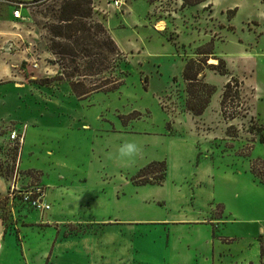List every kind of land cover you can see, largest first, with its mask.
I'll return each mask as SVG.
<instances>
[{
  "label": "rangeland",
  "instance_id": "rangeland-1",
  "mask_svg": "<svg viewBox=\"0 0 264 264\" xmlns=\"http://www.w3.org/2000/svg\"><path fill=\"white\" fill-rule=\"evenodd\" d=\"M62 1L29 3L20 18H13L10 2L0 1V28L6 37L0 52L12 58L16 77L0 83V170L9 181L7 194L12 184L20 189L29 187L47 172L45 177L61 187L65 199L62 213H73L75 220L66 217L63 236H81L78 242L74 237L69 243L71 249L83 251L91 245L93 256L106 257L104 261L95 259L94 264H137L135 260L168 264L167 237L171 239L172 233L203 236L212 225L186 224L168 231L161 225L165 221H158L161 223L133 227L138 229L137 235L130 236L131 232L124 230L130 228L122 225V220L212 217L218 202L223 206L222 216L228 212L246 214L253 195L246 192L249 176L243 165L262 133L258 127H264V54L259 53L264 44V0H213V11L182 5V0H124L119 9L105 5L104 0H91L88 21L101 23L120 52L109 70L102 60L100 70L81 80L85 85L104 77L119 81L83 98L72 93L59 61L49 50V26L57 20ZM199 51L211 52L207 60L222 59L242 83L232 99L235 117L224 120L219 109L218 113L215 110L223 76L204 67L203 73L209 76L203 80L214 85L215 91L203 120L196 118L198 124L207 122L206 128L198 125V136L193 137L194 121L185 109L182 70L190 58L205 57L196 55ZM207 60L209 64L210 58ZM64 64L70 65L67 57ZM172 122H176L173 133ZM25 129L29 143L24 161L40 166L43 172L17 168L22 144L9 141L8 134L11 130L24 134ZM210 131L218 140L211 146L212 177L204 178L196 155L210 146L211 142L199 138ZM38 138L41 143L32 145ZM126 142L134 143L137 150L130 157H121L118 150ZM222 146L225 149L221 151ZM263 154L264 144L257 142L251 156ZM152 161L165 163L161 184L149 183L158 182L155 177L160 171L139 177L141 168ZM239 170L244 173L235 175ZM249 171L262 181L264 158H253ZM144 180L149 182L142 183ZM45 189L50 204L46 212L18 200L9 201L6 195L0 202L6 226L32 225L23 218L31 214H42L43 219L53 205L47 184ZM94 214L106 218V228L88 222ZM222 231L231 234L240 229L235 231L227 224ZM132 245L137 252H131ZM74 259L64 258L66 262ZM78 259L80 264L86 260L89 264L85 257Z\"/></svg>",
  "mask_w": 264,
  "mask_h": 264
},
{
  "label": "crops",
  "instance_id": "crops-1",
  "mask_svg": "<svg viewBox=\"0 0 264 264\" xmlns=\"http://www.w3.org/2000/svg\"><path fill=\"white\" fill-rule=\"evenodd\" d=\"M197 8L203 9L204 7H209L212 11L213 9V0H205L204 2H200L195 4ZM238 9V6H237ZM264 15V12H263ZM163 27L158 28V30H162ZM5 33L0 28V46L5 42ZM1 48H4L1 46ZM0 83L9 80H15V74H13V66L11 64L12 58H10L6 53L0 52ZM259 53L264 54V44H262L259 49ZM199 55V54H196ZM194 58V57H193ZM214 58V57H208ZM218 62V59L215 58ZM207 60V61H208ZM209 63V61H208ZM216 64V63H212ZM227 65V64H226ZM215 72V71H214ZM212 74H216L211 72ZM233 75V71H229L228 75L223 76L222 86L219 90V95L217 96V104H216V112L219 109V100L220 94L223 88L224 83L228 80V77ZM208 73H204V77L207 78ZM235 76V75H233ZM211 84V83H210ZM208 106L204 109V111L199 116H193V124L191 126V130L194 133L193 137L198 136L196 133L198 129V125H202L206 128L207 122L197 123L196 118L199 121H202L204 118V114L208 111ZM189 113V111H187ZM218 113V112H217ZM190 114V113H189ZM217 116V115H216ZM212 122V121H211ZM210 122V123H211ZM176 122H172L170 125V131L172 133L176 131L174 128ZM28 129H25L22 139V146L20 150V156L18 160L17 168L19 170H27V169H36L42 171L40 166H36L34 164H30L27 161H24L23 152L25 150V146L29 143L28 138ZM172 133H168L171 135ZM199 138L203 140H207L208 149L203 151H199L196 155L197 166L198 169L203 167L200 170V173L206 177H212V157L213 150L212 145L213 142L217 141L218 135L210 131L205 134H200ZM211 138V139H209ZM41 138H38L32 145L36 146V142L41 143ZM196 142V141H195ZM205 142V143H206ZM258 140L253 142V146L251 147L249 154L250 156H245L247 158V163H243V169L248 174V182L249 185L246 192H248L252 198L251 201L248 202L246 206L247 212L246 214H236L235 212H228L225 216H222L223 206L220 202L216 204V213L214 216H203L201 218H165V219H157L152 220L154 222H148L150 219H142V218H129L122 220V225H126V227L130 228V230L124 229L127 232H131L130 236L137 235L138 229L133 227L140 225H155L162 221L161 225L165 227L168 231L177 230V228H182L186 224H211V230L206 235L199 237H184L179 234L172 233L171 239L166 238V248H167V258L168 264H262V258L260 256V241H262L264 245V178L260 181L249 171V164L253 160V158H264V154L262 156L256 155L252 157V151L254 150ZM261 143V142H259ZM219 144V143H218ZM264 144V143H262ZM198 147L194 145V148ZM196 149V148H195ZM194 149V150H195ZM201 149V148H200ZM210 149V150H209ZM225 148L222 146L221 151ZM27 151V150H26ZM26 153H32V150H28ZM238 155V154H237ZM239 160V159H237ZM50 170V169H49ZM47 172H43L42 175L39 176V180H36L35 183H39L46 187H50L49 196L53 205L51 206V211L44 215L42 219L40 217H36V214L23 216L25 219H29L32 225H14V228L7 227L5 221L0 215V264H46V261L49 260L48 264H80L79 259L81 257H85L88 259L89 264H94L95 259H104L106 258L104 255H100L99 257L93 256V248L92 246L83 247V251H75L69 247V243L74 240L78 242L81 236L73 235L65 237L63 236L64 224L63 222L66 217H72L73 222H75L73 213L72 215H65L62 213L63 209H65V199L61 196L59 185L55 184L49 177H45ZM244 171L241 170L235 172V175L243 174ZM48 175V174H46ZM211 175V176H210ZM234 175V176H235ZM25 177V176H24ZM28 179L31 176H26ZM165 178V177H164ZM207 182V181H206ZM201 184L202 182L199 181ZM9 181L6 180L4 175L0 170V202L6 198L8 191ZM242 190V189H241ZM46 192V201H49L47 198ZM237 192V198L239 193ZM242 193V192H241ZM209 199V198H207ZM49 203V202H48ZM250 203V204H249ZM84 205V204H82ZM80 206V205H79ZM70 210H72L70 208ZM257 210V214L255 213ZM46 212V211H42ZM235 214L236 216H233ZM94 214L90 217L88 222H92L98 228H106V218L105 217H97ZM244 215V216H243ZM117 219H114V221ZM66 222V221H65ZM227 224H231L233 228L240 229V232H234L231 234H223L222 228L226 227ZM241 227V228H240ZM221 229L216 234L217 229ZM253 228L254 232L249 233L248 230ZM247 230V232H245ZM89 235V234H87ZM120 233L119 236H121ZM78 237V239L74 238ZM74 238V240H73ZM84 240V239H83ZM131 240V239H129ZM131 252H137L138 249L133 247ZM134 253H131L130 256L134 258ZM92 255V256H91ZM71 256L75 258L72 262H66L64 258ZM77 258V259H76ZM53 259V261H52ZM137 259V258H135ZM76 260V261H75ZM137 264H148L147 262H143L142 260H135ZM85 262V261H84ZM264 262V256H263ZM84 264H88L87 260ZM164 264V263H163Z\"/></svg>",
  "mask_w": 264,
  "mask_h": 264
},
{
  "label": "trees",
  "instance_id": "trees-1",
  "mask_svg": "<svg viewBox=\"0 0 264 264\" xmlns=\"http://www.w3.org/2000/svg\"><path fill=\"white\" fill-rule=\"evenodd\" d=\"M205 0H182V5L197 4ZM91 0H63L57 14V20L49 26L51 35V43L49 50L59 61L61 74L69 80V87L72 93L83 98L91 92L98 90H106V87H113L119 81L117 78L104 77L98 80L89 82L85 85L81 80L85 76H91L102 68V60H106V71L112 66L114 57L119 55V50L110 37L108 32L101 23L96 21H88L90 18ZM59 40H65L61 42ZM197 54H203L202 59L190 58L186 61L182 76L186 82L187 98L185 101L186 110L193 116H199L208 106L210 97L215 91V86L203 80L204 67L215 71L220 75H228L229 71L226 68V63L222 59L216 60V64H206V55L211 52L199 51ZM70 65H65L64 60ZM80 58H88L87 61L81 63ZM88 72V73H87ZM242 81H237L236 76H229L224 83L219 100V111L224 120H232L234 116L233 98L237 95V85ZM232 126V125H228ZM262 133L258 136V141L264 143V127L260 126L257 129ZM160 171V175L155 179L158 182H149L148 180L141 181L161 184L165 177L164 161H152L145 167L141 168L139 177H144L147 173H155ZM253 174V172H252ZM255 176V174H253ZM256 177V176H255ZM260 256L263 262L264 245L260 241Z\"/></svg>",
  "mask_w": 264,
  "mask_h": 264
},
{
  "label": "built area",
  "instance_id": "built-area-1",
  "mask_svg": "<svg viewBox=\"0 0 264 264\" xmlns=\"http://www.w3.org/2000/svg\"><path fill=\"white\" fill-rule=\"evenodd\" d=\"M2 1V0H0ZM10 2L12 9L13 18L21 17V10L26 7L29 3H32L37 0H5ZM105 5L119 9L124 0H104ZM23 134L17 130H11L8 134V140L15 142V144L22 143ZM46 192L45 187L39 183H34L33 185L26 188H18L15 185H11L7 196L9 201L18 200L23 204L31 207L32 209L39 210L40 212L48 210L50 204L46 201L45 198Z\"/></svg>",
  "mask_w": 264,
  "mask_h": 264
},
{
  "label": "clouds",
  "instance_id": "clouds-1",
  "mask_svg": "<svg viewBox=\"0 0 264 264\" xmlns=\"http://www.w3.org/2000/svg\"><path fill=\"white\" fill-rule=\"evenodd\" d=\"M137 150V147L132 142H126L118 150V153L121 157H130L133 155Z\"/></svg>",
  "mask_w": 264,
  "mask_h": 264
},
{
  "label": "bare ground",
  "instance_id": "bare-ground-1",
  "mask_svg": "<svg viewBox=\"0 0 264 264\" xmlns=\"http://www.w3.org/2000/svg\"><path fill=\"white\" fill-rule=\"evenodd\" d=\"M209 62H210V63H215L216 60H215L214 58H211V59L209 60Z\"/></svg>",
  "mask_w": 264,
  "mask_h": 264
}]
</instances>
